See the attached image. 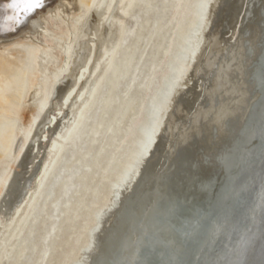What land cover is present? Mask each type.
<instances>
[{
  "label": "bare ground",
  "instance_id": "bare-ground-1",
  "mask_svg": "<svg viewBox=\"0 0 264 264\" xmlns=\"http://www.w3.org/2000/svg\"><path fill=\"white\" fill-rule=\"evenodd\" d=\"M49 1L50 4L44 9L25 13L22 9L9 7L12 0H0V44L12 42L24 35L41 36L47 31L45 28L47 22L60 18H62L61 23L66 26V34L72 33L73 16L65 18L63 8L65 5L67 6L66 3L69 6H71V2L78 4V0L71 2L67 0ZM212 1H214L213 8L219 4V0H206L203 13H201L202 16H200L201 22L197 28L195 27L196 30H193L194 33L190 35L185 53L180 60L181 64L175 69L174 78L154 111V126L150 131L151 134H149V142L147 141L140 160L136 161L137 163L128 178L117 190L115 189L113 202L100 218V226L106 224L105 219L111 213L110 210L116 208L117 198L123 194L124 190L128 191L127 196L122 200L120 207L114 214L115 218L107 221L108 227H106L103 237L100 238V235H96L98 233L94 232L93 240H99V246L94 250L92 243L79 264H88L89 257L92 259L91 264H156V262L158 264H184L185 261L189 260L187 256L191 257L189 254L185 255L186 260L180 258L187 248L185 240L190 239L194 243L201 239L200 226L204 221H208L209 213H212L211 211L220 205V210L207 230L206 237L193 254V263L196 264L202 257L203 259L207 257L206 253L213 246L214 235L219 233L222 221L230 218L228 211L234 208V201L243 193V190L247 191L251 186L256 189L255 198L251 204V206L253 205L252 209L256 207L257 203H262L261 196L264 193V172H262V170L264 171V102L262 101H264V94L259 93V90L262 82L264 86V75L261 76L263 68L260 69L262 64L264 67V53L261 51L260 44L264 0H243L240 14L233 18L235 20L233 27L222 37L227 19L231 17L228 15L230 0L216 17L215 25L211 19L212 8H210L209 17L204 18L205 10L208 6H212L210 5ZM44 4L46 5L45 0ZM136 4V0L95 1L91 16L95 18V25L90 22L87 31L89 28V34L96 35V39L81 42L79 51L76 50L78 52L77 57L73 61L69 75L62 81L60 88L53 96V100H56L61 95V103L57 104V110L53 108L57 112L52 114L53 118L45 116L41 123L39 122L35 126L34 132H37L38 127L42 125L44 127L54 125L53 123L58 119L57 113L63 110L62 107H67L70 111L65 113L61 124L53 130L57 138L48 145V149L51 151L50 158L43 160L36 172L34 168L40 159L39 145L28 151L27 155L25 154L22 168L26 177L34 174L35 187L28 189L22 185L13 191L12 195L10 194L11 189L10 192L6 193L12 208L7 212V215L4 214V217L0 215V243L6 241L8 227L25 212L47 172L54 163H58L57 158L61 143L65 141L76 121L85 113V107L93 99L96 87L102 79L105 69L110 66L114 52L120 44L126 19ZM118 5V8L123 5L122 17L116 22L117 34H115L111 26L114 25L113 19L116 15L114 12ZM209 34L210 39H208V46L205 49L204 60L200 67L197 66L199 69L196 68L198 69L197 73H201L205 77L203 94L195 103L192 111L187 112L185 108L188 101L179 99L176 109L172 110L174 99L187 89L191 82L188 74L193 67L192 61L199 58L196 52L200 47L202 48L201 45L206 41ZM228 35L231 37L228 38ZM169 38L171 39V37ZM35 42L37 43V41ZM72 48L71 45L67 48L69 54ZM160 48L161 44L157 45V49ZM164 50V55H168L169 47H165ZM39 53L41 54L39 57L41 62L44 64L51 62L53 56L45 48H41ZM124 56H126L128 63L134 58L132 54H124ZM162 60L161 62L164 61ZM103 62L104 64H102ZM156 68L157 66L152 70V74L155 73ZM97 69L100 71L93 77V73ZM128 72L129 70L123 68L121 74L128 75ZM41 74V78H43V70ZM41 78L37 80L36 85L39 88L31 100L42 96ZM84 79L86 80L85 84L81 86ZM64 83H68L66 88L63 87ZM148 85L149 79H146L145 87ZM78 90L77 97H83L84 101L77 110L78 114L74 116L73 108L76 104L72 101L73 104L71 102V105H68L67 99ZM171 93L174 94L169 99ZM135 99L136 97H129L122 116L134 106L133 104L137 100ZM143 101V97H141V104L134 116L138 115ZM177 114L178 116H176ZM181 117V121H178ZM159 130L172 140L167 144L166 152L160 161V166H163L158 167V171H151L148 168L150 163L148 158L152 154L151 148L157 139L156 133ZM49 133L50 129L41 130L39 134L41 140L44 139V142L48 143ZM34 134L36 136V133ZM82 135L83 133L80 134L79 138ZM114 136L116 135L114 134ZM191 136L201 139L197 146L198 163L190 165L191 169L187 167L182 170L183 173L187 171V175L180 178L181 171L177 170L178 164L182 166L178 163L179 156L182 152H187L182 144L190 141ZM35 151H37L36 154ZM253 162H258V164L255 166ZM253 165L256 167L255 175L244 184L245 174ZM146 169V176H143ZM139 175L140 177L137 178ZM260 176H263V182L258 184ZM136 179L137 182L134 184ZM255 201H257L256 204H254ZM216 203H219L218 206ZM6 205L7 203L3 207L7 209ZM146 246L148 247L146 248ZM148 248L150 255L146 257ZM89 251L94 252V255L92 256L93 253ZM153 258L155 259L153 260Z\"/></svg>",
  "mask_w": 264,
  "mask_h": 264
},
{
  "label": "rangeland",
  "instance_id": "rangeland-1",
  "mask_svg": "<svg viewBox=\"0 0 264 264\" xmlns=\"http://www.w3.org/2000/svg\"><path fill=\"white\" fill-rule=\"evenodd\" d=\"M95 1L78 0V4L71 2V6L66 3L63 16L65 18L73 16L74 25L72 33L68 32V37L66 26L61 23L62 18H60L45 24L47 31L42 34L43 36L24 35L12 42L0 44V215H3L2 217L12 208L11 201L6 195L8 191L12 190L10 193L12 195L13 191L22 185L28 189L35 187L34 174L26 177L22 168L28 151L36 145L40 147V159L34 168L35 172L43 160L50 158L51 151L48 145L57 138L53 130L57 129L65 113H69L70 109L62 107L63 110L57 113L58 119L53 123L54 125L45 127L42 125L38 127L37 132H34V129L45 116L53 118L52 114L57 112L54 109L57 110V104L61 103V95L56 100H53V96L69 75L81 42L96 39V35L89 34V28L87 31L90 22L95 25V18L91 17ZM242 1L230 0L228 15L231 17H228L221 37L233 27L235 21L233 18L240 14ZM227 2L228 0H219L216 8H213V3L211 4V19L214 25L216 17L225 8ZM45 3L48 6L50 1L45 0ZM136 3L126 19L120 44L114 52L110 66L105 69L96 87L93 99L85 107V113L77 118L74 128L65 141L61 143L58 163H54L47 172L25 212L8 227V238L0 243L2 246L0 264H79L84 253L92 246L97 230L99 229L102 238L108 227L107 221L115 218L114 214L121 203L116 204L118 206L116 209L110 210L112 215L109 213L105 219L106 224L100 226V218L111 206L114 193L128 178L149 142V134L154 126V111L173 80L175 69L181 64L180 60L185 53L190 35L201 22L200 16L206 0H136ZM118 7L119 5L114 12V15H117L113 19L114 25L111 26L115 34H117L116 22L122 17L123 5ZM29 36L30 38H27ZM229 37L231 35H228ZM208 39L210 34L204 44L202 43L199 58L193 63L191 73L188 74L191 82L187 89L174 99L172 110L176 109L179 100H186L187 112L192 111L203 94L205 77L197 71L204 60ZM159 44L161 48L158 50ZM70 45L73 48L69 54L67 48ZM165 47H169L168 55H164ZM41 48L52 54L53 58L49 64L40 61ZM124 54H132L133 60L128 63ZM161 59L164 61L161 62ZM155 66L158 69L156 68L155 73L152 74ZM123 68L129 70L128 75L121 74ZM42 70L43 78H41ZM99 71L100 69H97L93 77ZM39 78L42 80V96L31 100L39 88L36 85ZM146 79H149L147 87H145ZM85 81L84 79L81 86ZM67 85L68 83H64L63 87L66 88ZM77 92L79 93V90L67 99L68 105H71L72 101L76 104L73 108L74 116L78 114L77 110L84 101L83 97H77ZM131 96L136 97L137 100L135 99L134 106L122 116L125 112V104ZM141 97L144 100L142 107L138 115L134 116L141 104ZM181 119L182 117L178 121ZM115 128L116 131H113ZM47 129H50L48 143L39 136L41 130ZM161 136H163L161 142L159 140L155 143V149L151 150L152 154L148 158L150 160L148 168L151 171H158V167L163 166H160V161L166 152L167 144L172 140L168 135L166 137L160 132L158 137ZM192 140L188 141L187 147ZM136 182L137 179L134 184ZM127 194V190L120 194L121 202ZM6 203L7 209L3 207ZM94 252H90L93 253L92 256ZM88 260V264H91L92 259L89 257Z\"/></svg>",
  "mask_w": 264,
  "mask_h": 264
},
{
  "label": "water",
  "instance_id": "water-1",
  "mask_svg": "<svg viewBox=\"0 0 264 264\" xmlns=\"http://www.w3.org/2000/svg\"><path fill=\"white\" fill-rule=\"evenodd\" d=\"M210 3L212 4L213 1ZM209 11H210V7L208 6L204 13L205 19L208 18ZM200 51H201V47L199 50H197L196 54L198 53L199 55ZM196 60L197 58H195L192 61V63H194ZM261 68H263V72L261 73V76H263L264 75L263 64L260 67V69ZM259 91H260L259 93L264 94L263 82L261 84V88ZM173 94L171 93L169 99L173 97ZM159 133L160 130L156 133L157 139L155 140L151 148L152 151H154L155 149V143H157V141L159 140L161 142L163 138V136L158 137ZM192 137L193 136H191V140L192 139L193 140L190 144H188V147L186 146L188 142L182 144V146H184L183 148H186L187 152L186 153L182 152V154H180L179 156L178 163L182 164V166H179L178 164L177 170H180L181 172L187 167L191 169L190 165H195L198 163L197 146L200 143L201 139L198 137H193V138ZM253 163L255 166L256 164H258V162H253ZM254 165L251 166L250 170L247 171V173L245 174L244 184L246 182H249L250 177L255 175L256 167ZM144 172L145 174H143V176H146L147 169L146 171L144 170ZM181 172H180L181 175L180 178L187 175L186 174L187 171L185 173L183 172L181 173ZM193 172L195 171L193 170ZM262 172L264 171L262 170ZM262 182H263V176H260L257 183L259 184ZM255 190L256 189L251 186L247 191L243 190V193L235 199L234 201L235 205L233 204L234 208L228 211L230 218L228 217L229 219H226V221H222L219 233L214 235L215 237L212 242L213 246L210 248L209 252L206 253L207 257L204 256L205 257L204 259L202 257L199 262H196V264H264V193L263 196H261L262 203L258 204L257 201H255L254 204L257 203V205L256 207H254V209H252L253 205L251 206V204L255 198L254 195V193H256ZM120 197L121 196L119 195V197L117 198V203H118L117 205L121 203ZM258 201L260 202V200ZM217 204L219 203H216V205ZM117 207L118 206H116V208ZM220 207L221 206L219 205L217 208H214V210L211 211L212 213H209L210 216H208L209 217L207 219L208 221H204L200 226L199 228L201 229L200 234H202L201 239H199L197 242L194 243L191 242L190 239L185 240V244L187 245V248L185 250L186 252L184 251L185 253L183 252L180 258L186 260L185 257L189 254L191 255V257L187 256L189 260L185 261L184 264H194L193 254L196 252V250H198L202 240L206 237L207 230L210 228L213 219H215L216 215L218 214ZM97 233L98 234L96 235H99V230L97 231ZM98 246H99V240L97 241L93 240L94 250L97 249ZM147 247L148 246H146V248ZM148 250L149 248L146 250L147 253L146 257L150 255V252H148ZM154 259L155 258H153V260ZM156 264H158V262H156Z\"/></svg>",
  "mask_w": 264,
  "mask_h": 264
},
{
  "label": "snow or ice",
  "instance_id": "snow-or-ice-1",
  "mask_svg": "<svg viewBox=\"0 0 264 264\" xmlns=\"http://www.w3.org/2000/svg\"><path fill=\"white\" fill-rule=\"evenodd\" d=\"M9 7L13 9H22L25 13L34 12L36 9H44L46 5L44 4V0H12V3ZM261 51L264 53V18L261 20ZM264 102V101H262Z\"/></svg>",
  "mask_w": 264,
  "mask_h": 264
}]
</instances>
